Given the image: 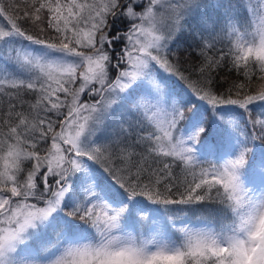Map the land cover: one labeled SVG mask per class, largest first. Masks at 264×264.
<instances>
[{
  "label": "snow or ice",
  "instance_id": "6c2138e0",
  "mask_svg": "<svg viewBox=\"0 0 264 264\" xmlns=\"http://www.w3.org/2000/svg\"><path fill=\"white\" fill-rule=\"evenodd\" d=\"M255 141L264 0H0V264H264Z\"/></svg>",
  "mask_w": 264,
  "mask_h": 264
},
{
  "label": "trees",
  "instance_id": "16d2710c",
  "mask_svg": "<svg viewBox=\"0 0 264 264\" xmlns=\"http://www.w3.org/2000/svg\"><path fill=\"white\" fill-rule=\"evenodd\" d=\"M253 3L255 4L256 0H253ZM185 41H187V43H191L190 37H188L186 35L184 37V39L181 41V43L186 47L187 45H186ZM227 44H228L227 40H222V42L219 43L217 46L220 48H226ZM182 59H187V64L185 65L186 67L188 66V64L198 63V59L196 57H187V58L182 57ZM220 78L223 81H227V82L240 79V77H238L236 73L227 72V71H222L220 73ZM172 83L174 84L176 89L180 90V84L179 83H176V82H172ZM258 83L259 82L255 81V79H254L253 80V87L255 88ZM225 86H226V83H221V90ZM257 111H259V109H257ZM253 115L255 116L256 113L254 112ZM255 143L264 145L263 142H261V141H255ZM249 146L251 147L252 143ZM209 159H211V160H213V162H215L214 157H206L205 158L206 161ZM254 166H255V163L252 165V168L250 167L247 169V180H248L249 184L254 183V185L256 186V183L254 181ZM154 207L158 208V211L160 213H163V211H164L163 206H154ZM180 207H184V206H180ZM179 216L181 217V220L183 223L187 224L188 226H190L194 229L214 228L217 231H219L223 226L231 223V217L230 216L225 218L223 216H220L219 214H215V213L209 214L208 212H204V211L197 212V213L185 211V212L179 213ZM153 219H154L156 224L162 225L163 221L159 215L154 216ZM178 237H179V233H176L173 230V238L175 239Z\"/></svg>",
  "mask_w": 264,
  "mask_h": 264
},
{
  "label": "rangeland",
  "instance_id": "374dc122",
  "mask_svg": "<svg viewBox=\"0 0 264 264\" xmlns=\"http://www.w3.org/2000/svg\"><path fill=\"white\" fill-rule=\"evenodd\" d=\"M171 82H175V81H171ZM84 99H87V95L85 94V97H84ZM263 144H264V142H263ZM258 145V144H257ZM256 145V146H257ZM260 145H262V144H260ZM263 147H264V145H262ZM255 147V146H254ZM263 150V149H262ZM263 153H264V150H263ZM258 163H259V170H260V172H258L257 174H256V178H259L257 181H256V187L259 189L260 187H261V184H260V177L262 176V175H264V154H263V157L258 161Z\"/></svg>",
  "mask_w": 264,
  "mask_h": 264
}]
</instances>
